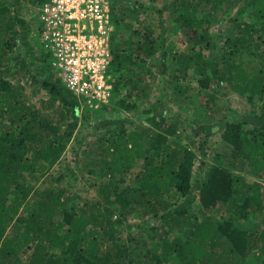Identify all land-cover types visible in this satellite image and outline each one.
Instances as JSON below:
<instances>
[{
    "label": "trees",
    "instance_id": "trees-1",
    "mask_svg": "<svg viewBox=\"0 0 264 264\" xmlns=\"http://www.w3.org/2000/svg\"><path fill=\"white\" fill-rule=\"evenodd\" d=\"M45 1L16 0L12 5L11 0H0V125H7L0 133V264H264V233L241 227L251 215L264 214V127L246 129L242 123H226L223 140L233 154L225 167H204L195 192L194 153L170 145L177 127L165 120L154 122L160 132L157 139L122 128L106 150L108 157L101 159L108 182L100 185L97 203L79 205L74 194L53 188L52 182L39 188L29 182L28 176L41 182L50 175L67 151L79 120L91 114L79 115L75 96L53 75H42L40 86L49 98L37 108L16 97L15 88H23L20 82L13 85L7 80L13 76L9 66L17 59L13 54L17 35L26 27L30 33L19 12L26 4ZM212 1L169 4L185 37L180 51L172 49V59L180 69L200 75L198 88L204 91L206 104L214 102L210 91L217 84L224 95L238 94L264 112V49H256L255 44L258 37L264 38V0H242L251 9L250 20H236L234 36L209 61L205 52L211 50L213 38L203 17ZM114 8L112 4V70L119 75L115 96L133 99L145 82V74L135 71L156 54L158 42L150 29L139 35L136 20L121 21ZM121 30L129 37L118 42ZM138 159L144 164L134 184L120 189L118 176L131 172ZM247 168L259 179L249 188L235 174ZM196 205L202 213L225 206L227 215L200 220ZM134 215L157 223L158 249L142 254L134 237L129 238L130 247L114 243L120 239L116 225ZM91 242L105 247L103 254L90 252Z\"/></svg>",
    "mask_w": 264,
    "mask_h": 264
},
{
    "label": "rangeland",
    "instance_id": "rangeland-1",
    "mask_svg": "<svg viewBox=\"0 0 264 264\" xmlns=\"http://www.w3.org/2000/svg\"><path fill=\"white\" fill-rule=\"evenodd\" d=\"M15 2L16 0H11L12 5ZM171 2L172 0H112L114 10L121 21L132 23L131 19H135L134 24L141 26L139 35L145 36V28L150 29L158 42L156 54L147 61V65L135 71L145 74V82L141 87L143 91L133 99H124L123 95L118 94L108 107L91 112L89 119L85 121L79 120L67 151L50 175L41 182H36L34 177L28 176L34 187L39 188L52 182L53 188L60 187L74 194L79 205L99 202L100 185L108 182V177H103L104 165L101 159L105 155L108 157L106 150L117 141L122 128L157 139L160 132L154 122L160 124L165 120L177 127L175 135L170 138V145L180 149L187 148L194 153V191L204 167H225L227 159L233 154V148L223 140L226 123H242L246 129L264 127V112L258 106L251 105L235 93L224 95L217 84H213L210 91L215 97L214 102L206 104L202 95L204 91H199L198 88L197 80L200 75L193 69H180L172 59V49L180 51L185 37L177 16L168 7ZM25 8L19 14L26 20L30 29L34 7L26 4ZM250 16L251 9L245 7L242 0H228L225 3L213 0L203 17L205 26L213 38L211 50L205 52V59L212 61L217 56L215 50L222 48L234 36L236 20L249 21ZM127 36L129 37V32L121 30L117 36L118 42L127 39ZM16 42L18 46L16 45L13 54L17 59L9 66L13 76L7 80L13 85L20 82L23 88H15L16 97L30 108H37L41 100L49 98L47 91L40 86L44 78L42 75L47 73L40 66L39 57H36L40 49L39 44L32 33L27 32V27L17 35ZM255 44L256 49L262 51L264 38L258 37ZM126 48L127 46H123V49ZM21 63H25L26 67H21ZM135 72H130L129 75ZM118 76L117 74L116 77ZM5 126L7 125H0L1 134ZM203 152L206 153L205 157ZM143 164V160L138 159L132 164L131 172H123L118 176L121 181L118 185L120 189L134 184L136 173L142 169ZM235 174L241 176L242 185L246 188L259 181L248 168L238 169ZM59 179L60 182L56 183ZM195 212L200 220L209 216L219 219L227 215V208L219 206L202 213L196 205ZM148 219L134 215L129 217L128 221L116 225L120 239L114 243L119 247H130L132 245L129 238L134 237L141 244L142 254L158 249L160 240L159 232L155 229L157 223ZM241 227L250 232L264 233V214L251 215ZM176 234L183 236L178 232ZM88 249L100 255L105 247L102 248L99 242H91ZM53 253L60 255L59 251L54 250Z\"/></svg>",
    "mask_w": 264,
    "mask_h": 264
},
{
    "label": "built area",
    "instance_id": "built-area-1",
    "mask_svg": "<svg viewBox=\"0 0 264 264\" xmlns=\"http://www.w3.org/2000/svg\"><path fill=\"white\" fill-rule=\"evenodd\" d=\"M31 6L30 32L39 44L40 66L73 93L80 116L108 107L116 79L111 0H46Z\"/></svg>",
    "mask_w": 264,
    "mask_h": 264
}]
</instances>
